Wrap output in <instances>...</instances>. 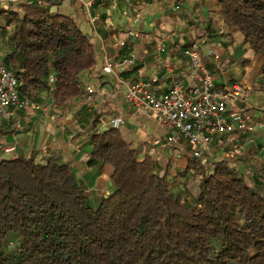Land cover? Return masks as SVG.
Instances as JSON below:
<instances>
[{
	"label": "trees",
	"instance_id": "1",
	"mask_svg": "<svg viewBox=\"0 0 264 264\" xmlns=\"http://www.w3.org/2000/svg\"><path fill=\"white\" fill-rule=\"evenodd\" d=\"M103 2V0H97ZM230 32L263 57L264 0H218ZM52 0H27L12 19L3 64L21 95L53 87V103L79 96L75 75L95 64L89 37ZM50 77L53 82L50 83ZM88 163L111 166L114 189L93 209L68 164L35 154L0 159V264H264V180L250 182L227 159L205 169L192 203L175 193L153 161H138L116 129L91 136ZM18 235L14 253L9 235Z\"/></svg>",
	"mask_w": 264,
	"mask_h": 264
},
{
	"label": "crops",
	"instance_id": "2",
	"mask_svg": "<svg viewBox=\"0 0 264 264\" xmlns=\"http://www.w3.org/2000/svg\"><path fill=\"white\" fill-rule=\"evenodd\" d=\"M26 1L0 0V11H18V6ZM52 2L53 14L71 18L89 37L95 48V64L75 75L81 94L63 106L54 105V90L50 85L49 89L29 98V107L0 119V159L35 154V161L43 162L55 156L70 166L75 178L86 188L90 205L95 209L102 198L112 193L114 186L110 165L88 163L93 147L91 136L111 128V119L121 118L123 124L116 130L135 150L137 160L150 158L155 170L160 176H166L174 192L179 193L183 201L192 203L197 194L191 193L188 182L196 175L194 170L188 169V164L194 147L184 140L163 145L168 130L161 126L157 114L135 110L124 99L125 85L139 80L148 82L157 92L165 91L172 80L188 90L191 84L184 51L191 46L199 48L217 86L242 82L251 87V113L264 125L263 57L244 44L238 32L228 31L219 13L218 0ZM11 19L8 15L0 16L2 64L12 49ZM161 43L164 44L162 50ZM208 50L216 57L207 56ZM105 65H109L111 73L103 71ZM87 88L93 92L87 93ZM254 137L253 144L242 137L223 138L221 146L213 142L202 149L199 160L203 165H210L217 159H239L243 164L240 173L262 181L264 128L257 130Z\"/></svg>",
	"mask_w": 264,
	"mask_h": 264
},
{
	"label": "built area",
	"instance_id": "3",
	"mask_svg": "<svg viewBox=\"0 0 264 264\" xmlns=\"http://www.w3.org/2000/svg\"><path fill=\"white\" fill-rule=\"evenodd\" d=\"M8 1L16 3L18 0ZM163 48L161 43V50ZM206 55L216 57L212 50ZM184 56L189 66L191 85L188 90L172 80L165 91L157 92L148 82L139 80L125 85L124 99L135 110L156 113L161 126L168 130L163 145L184 140L194 147L190 153L192 158L199 159L202 149L213 142L221 146L223 138L242 137L248 144H253L256 131L264 125L251 113V87L242 82L217 86L196 46L187 48ZM128 62L132 63V59ZM103 71L112 72L109 65H105ZM49 82H53L51 77ZM18 87L17 78L0 63V119L9 118L31 105L30 99L21 95ZM86 90L89 94L93 92L91 88ZM109 124L117 129L123 120L113 118Z\"/></svg>",
	"mask_w": 264,
	"mask_h": 264
},
{
	"label": "rangeland",
	"instance_id": "4",
	"mask_svg": "<svg viewBox=\"0 0 264 264\" xmlns=\"http://www.w3.org/2000/svg\"><path fill=\"white\" fill-rule=\"evenodd\" d=\"M218 160H221V159H217V160H215V161H218ZM214 160H213V162H215ZM212 162V163H213ZM212 163L210 164V165H205V169L207 170V168L208 167H210L211 165H212ZM229 164H230V166H232L236 171H238L239 173H240V170L242 169V166H243V164L241 165V162H239V159H235V158H233V159H230V161H229ZM246 169V168H245ZM207 171H209V170H207ZM244 172H247V169L244 171ZM241 175H243L244 177H245V179L248 181V183H251L250 182V180H251V178L249 177V175L250 174H242V173H240ZM194 175H196L197 176V178H196V176H193L192 177V179H189V182H188V184H190V191H191V193L193 194V195H196L197 194V184L200 182V177H198V175L194 172ZM198 181V182H196V181ZM199 185V184H198ZM181 191H183V192H185L184 190H180V192ZM191 194V195H192ZM185 195V194H184ZM8 242H9V245H8V247H10L9 248V252L10 253H14V251H15V248H16V246L18 245V235H16V234H10L9 235V239H8Z\"/></svg>",
	"mask_w": 264,
	"mask_h": 264
}]
</instances>
